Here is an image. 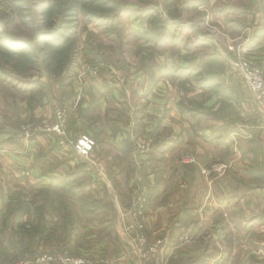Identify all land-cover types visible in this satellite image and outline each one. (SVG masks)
<instances>
[{"label":"crops","instance_id":"0c3cea01","mask_svg":"<svg viewBox=\"0 0 264 264\" xmlns=\"http://www.w3.org/2000/svg\"><path fill=\"white\" fill-rule=\"evenodd\" d=\"M253 12L255 19L257 8ZM255 22L262 43L264 23ZM164 41L130 87L113 84L110 73L77 76L76 68L63 81L45 75L24 80L22 88L14 84L16 91L1 82L0 118H52L57 98V106L68 109L69 129L62 144L53 132L24 140L15 129L20 140L8 141L11 120L4 121L0 139L14 149L21 140L26 143L24 152L18 147L3 154L0 172L26 165L31 181L24 185L34 188V196L23 184L0 194V213L11 210L5 222L0 217V262L23 250L77 249L71 252L93 264H264V116L236 74L238 54L226 50L220 66L204 69L190 65L192 51L171 43L169 35ZM251 55L246 57L264 69V47ZM82 133L95 140L88 157L67 143ZM136 136L152 139L147 153L132 151ZM22 153L26 157L19 159ZM185 154L196 162H181ZM213 163L223 164V171H212ZM137 177L147 194L148 241L158 249L149 261L127 253L134 222L127 206ZM76 185L98 188V194L84 201L88 224L64 235L70 202L55 189L71 191ZM24 226L36 230L24 237ZM184 234L189 239L182 243Z\"/></svg>","mask_w":264,"mask_h":264},{"label":"rangeland","instance_id":"374dc122","mask_svg":"<svg viewBox=\"0 0 264 264\" xmlns=\"http://www.w3.org/2000/svg\"><path fill=\"white\" fill-rule=\"evenodd\" d=\"M72 1H63L62 9L66 10V13L63 14L61 8L51 6V0H0V43L5 45L2 47L0 45V66L8 72L4 76L7 83L10 82L12 86L21 83L22 88L24 80L30 79L35 82L43 76L49 75L43 69L42 58L44 56L49 59L52 57L59 59V56H64L68 63L71 55L73 62L71 61L69 70L63 73L62 78L68 77L75 68L78 69L74 73L77 75L79 73L89 74L95 66H99L98 73H93L94 76L110 73L113 77V84L130 87L136 82L139 69L144 64L151 63L155 53L162 50L161 46L165 43L163 40L168 35L171 43L177 41L179 48L184 47L188 51H192L191 66L200 65L204 69L220 66V63L223 62L220 54L226 50H233L238 54V57L244 55L246 57V55L252 56L251 52L262 50L264 47V40L262 43L259 40L260 33L256 29L253 30L257 24L255 19L261 21L259 22L261 26L264 23V0H75V7L71 4ZM90 2H94V5L88 4ZM69 3L71 7H67ZM82 4H86V6L82 8ZM149 7H155L159 14H162L168 21L166 28H161L159 31L161 38L157 40L144 33L149 30L147 24L149 15L146 11ZM254 8H257L255 19ZM59 27L61 29L57 30ZM171 28L175 33L171 32ZM42 39H44L43 41L48 39L46 41L48 44L41 41ZM59 42L74 45V52L70 54V51L65 49H50L52 43ZM64 44L66 43L60 45ZM229 44L232 45V49L227 47ZM14 46L16 49H20L11 51ZM173 50L172 53H175L176 49ZM196 52H198L197 56L194 55ZM203 52L206 53L202 54ZM207 53L209 56L206 55ZM180 71L181 69L177 72ZM121 77L127 81L120 82ZM5 81L0 79V93L4 89L1 82ZM16 86H13L15 91L18 88ZM66 94L68 93H65L64 97L67 96ZM123 95L125 93L122 88L119 91V96L123 97ZM55 101L56 105L52 106V118L45 115L26 114L20 116L18 114L14 119H11L2 115L0 130L7 123L4 121L11 120L10 126L7 128L9 136L6 140L19 141L20 139L16 137L15 133L16 138L13 136L12 130L15 129L18 132L20 124L28 120H37L39 122L36 123L40 125L43 120L53 119L61 107L57 106V98ZM43 133L51 132L38 131L34 132L31 137L21 138L29 140ZM55 134L59 142L60 138L57 133ZM144 138H149L152 142L148 136L133 137L130 143L132 151H134V141ZM2 140L0 139V164H5L3 154L6 152H14L18 150V147L19 151L24 152L25 150L26 141L24 140L17 142L19 146L16 149L9 144L6 145ZM70 140L72 138L67 143ZM65 141L66 138H64ZM18 157L24 159L26 155L22 153ZM15 164L13 165H18V167L14 169V172H0L2 181L0 194H8V190L13 189V186L20 187L22 184H28L27 180L31 181L29 174H25L27 173L26 165ZM10 167L13 168V166ZM23 187L29 192L30 197L34 196V188L31 185ZM134 188L135 185L132 186L130 194ZM66 190L67 188L59 187L55 189L57 194L65 195L70 202L63 215L64 226L66 224L63 234L68 235L72 231L71 234L74 235L78 225L88 224V217L91 214L85 210L84 201L91 195L98 194V188L84 186L81 190L76 185L71 191ZM91 205L94 204L88 203L87 207ZM72 225L75 227L73 230H71ZM79 244L83 245L84 243ZM71 251L79 252L77 249ZM9 255V252L7 255L3 254L4 259Z\"/></svg>","mask_w":264,"mask_h":264},{"label":"built area","instance_id":"2783aa9c","mask_svg":"<svg viewBox=\"0 0 264 264\" xmlns=\"http://www.w3.org/2000/svg\"><path fill=\"white\" fill-rule=\"evenodd\" d=\"M232 49V47H228ZM236 74L239 79L246 85L250 92L253 101L264 116V69L256 61L242 56L238 57L235 62ZM99 66H95L90 73L92 75L98 73ZM94 73V74H93ZM37 120H28L20 124L18 135L23 138L31 137L34 132L46 131L55 132L58 134L59 143L64 142L65 135L69 129L68 109L61 106L53 119L43 120L39 125ZM38 125V126H37ZM72 148L82 157H88L91 150L95 146V140L88 134L82 133L76 138L68 142ZM149 138L137 139L133 143V150L136 154H145L151 147ZM183 163H194L196 158L193 154H185L180 159ZM100 168H103L101 163H98ZM224 165L221 163H213L212 171L222 172ZM28 174V173H25ZM141 177H137L135 188L130 194L127 209L134 218V222L130 229L133 236L129 242L127 253H132L142 260L149 261L157 253V243L148 241L147 230L144 224V214L147 208V196L140 186ZM181 242H186L189 237L184 234L180 237ZM0 264H93V262L81 255L74 254L67 249H56L41 253H24L18 257H12Z\"/></svg>","mask_w":264,"mask_h":264},{"label":"trees","instance_id":"16d2710c","mask_svg":"<svg viewBox=\"0 0 264 264\" xmlns=\"http://www.w3.org/2000/svg\"><path fill=\"white\" fill-rule=\"evenodd\" d=\"M63 1L64 0H51V6L53 8L59 7V8H61V10H63L62 9ZM71 4L73 5V7H75L76 6L75 0H73L71 2ZM88 4H91V6H92V5H94V2H90ZM84 6H86V4L81 5L82 8H84ZM67 7H71L70 3L68 4ZM146 11H148L147 14L149 15V18H147V24L149 26V30L144 31V33L150 35L155 40L160 39L161 36H159L160 35L159 31L161 30V28L162 29L166 28V24L168 21L161 14H159V12L157 11V9L155 7H149ZM64 13H66V10H63V14ZM94 17H97V15L96 16L94 15ZM60 29H61V27H59L57 30H60ZM152 38L149 37V39H151V40H152ZM43 40L44 39H42L41 41H43ZM46 41H48V39H46L43 42L48 44V42H46ZM63 43L67 44V42H62V43L59 42L57 44L52 43L53 45L51 46L50 49L51 50L52 49L53 50L54 49H56V50L65 49V50L70 51V54L72 52H74L73 51L74 45H69V44H67V45L64 44L63 46L60 45ZM0 45H1V47L5 46L4 43H2V42L0 43ZM15 47L16 46L12 47L11 51L14 52L15 50L18 51L17 49H20V48L16 49ZM42 59H43L42 60L43 69H45L49 75H51L52 77H54L55 79H57L59 81H63V78H62L63 73L69 70V67H70L69 65L72 64L71 61L73 62V58H71V55H70V59H69L68 63H66V59L64 56H61V57L59 56V59H57L55 57H52L49 59L47 56H44ZM63 59L65 60V62ZM64 64H68V65L65 66ZM7 74H8L7 70H5V68L0 66V79L5 81L6 79L4 78V76ZM8 212H11L9 207H7L5 212L0 213V217H1L2 222H5L8 219V217H9V215L7 214ZM23 229H24V233H23L24 237H27L26 233H28V232L31 233V232L36 230L34 228H33V231L30 228H27V229H29V230H27V229H25V226ZM27 252L28 251H26V250L20 251L21 254L27 253ZM30 253H34V252H30Z\"/></svg>","mask_w":264,"mask_h":264}]
</instances>
